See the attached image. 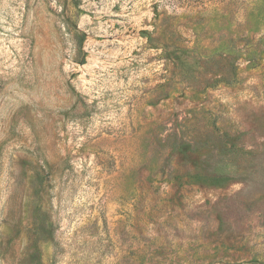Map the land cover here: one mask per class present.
Instances as JSON below:
<instances>
[{
	"label": "rangeland",
	"instance_id": "obj_1",
	"mask_svg": "<svg viewBox=\"0 0 264 264\" xmlns=\"http://www.w3.org/2000/svg\"><path fill=\"white\" fill-rule=\"evenodd\" d=\"M0 264H264V0H0Z\"/></svg>",
	"mask_w": 264,
	"mask_h": 264
},
{
	"label": "trees",
	"instance_id": "obj_2",
	"mask_svg": "<svg viewBox=\"0 0 264 264\" xmlns=\"http://www.w3.org/2000/svg\"><path fill=\"white\" fill-rule=\"evenodd\" d=\"M213 181L219 182L221 179H212Z\"/></svg>",
	"mask_w": 264,
	"mask_h": 264
}]
</instances>
